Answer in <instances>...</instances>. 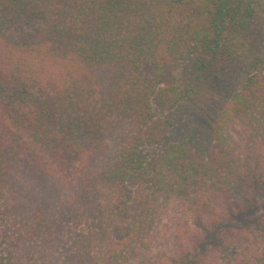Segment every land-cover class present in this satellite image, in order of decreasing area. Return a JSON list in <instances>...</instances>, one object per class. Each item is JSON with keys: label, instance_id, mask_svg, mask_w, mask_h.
I'll use <instances>...</instances> for the list:
<instances>
[{"label": "trees", "instance_id": "1", "mask_svg": "<svg viewBox=\"0 0 264 264\" xmlns=\"http://www.w3.org/2000/svg\"><path fill=\"white\" fill-rule=\"evenodd\" d=\"M261 16L264 0H0V264H264V50L210 144L171 135L222 99Z\"/></svg>", "mask_w": 264, "mask_h": 264}, {"label": "rangeland", "instance_id": "2", "mask_svg": "<svg viewBox=\"0 0 264 264\" xmlns=\"http://www.w3.org/2000/svg\"><path fill=\"white\" fill-rule=\"evenodd\" d=\"M250 26L247 34L248 47H250L248 55L244 59H239L230 70L228 68L222 73L223 79L218 84L220 85L222 99L213 98L211 100L212 103L205 110L197 109L191 112L187 111V113L178 112L176 122L171 131L173 141L186 140L194 137L206 144L212 142V127L217 113L228 100L231 92L236 90L247 77V61L253 55L264 50V17L261 16L252 20ZM260 214L264 215V208L260 210V213L256 212L255 215ZM67 224L72 223L69 221ZM1 233H3V227L0 228V235ZM72 237L73 234L71 231L64 236L65 239Z\"/></svg>", "mask_w": 264, "mask_h": 264}]
</instances>
